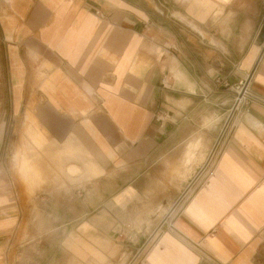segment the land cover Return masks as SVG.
<instances>
[{"label":"crops","instance_id":"0c3cea01","mask_svg":"<svg viewBox=\"0 0 264 264\" xmlns=\"http://www.w3.org/2000/svg\"><path fill=\"white\" fill-rule=\"evenodd\" d=\"M263 31L264 0H0L10 113L46 150L28 183L0 178V264L25 210L63 260L264 264ZM241 81L253 100L212 173L153 237L182 186L171 166L193 138L214 147Z\"/></svg>","mask_w":264,"mask_h":264},{"label":"rangeland","instance_id":"374dc122","mask_svg":"<svg viewBox=\"0 0 264 264\" xmlns=\"http://www.w3.org/2000/svg\"><path fill=\"white\" fill-rule=\"evenodd\" d=\"M226 88L227 87H222V89ZM236 90L238 91L240 89ZM235 94L238 96V93ZM10 97V81L5 62L4 45L0 35V178L10 177L8 181L12 187V178L15 171L21 174L23 179L26 178L27 183L29 182L31 172L33 174L36 172L35 167L31 168L30 162L27 161L30 160L29 156L32 155L36 158L39 152L44 156L46 150L45 146L37 140V136L45 139L41 133L40 135H36L37 132L21 130V126L26 122H31L34 128L37 126L34 120L30 118L23 120L21 116L15 117L11 115ZM217 108L218 107L214 105V114L210 119H203L204 127H215V125L220 122L221 118L216 111ZM231 109L229 115L234 111V106ZM197 137L201 140L203 135L199 132ZM44 142L46 143L47 141ZM190 144H194V146L191 147ZM201 146L203 145L200 144V141L197 138H193L188 147L186 146V149L183 147L182 154L184 158L181 170H179V168H174L173 165L171 166V175H173V178L176 177V180L180 181L182 186L178 192L179 194L175 196L174 199L164 204H158L157 222L162 220V217H165L166 214L169 213L170 209L179 199H183V201L186 202L200 185L201 180L209 169V153L211 150L208 149V151L206 148L207 151H203ZM188 152L195 155V159L192 162L186 160ZM22 197L24 200L26 199L24 201L25 203H29L35 196L26 195ZM23 214L25 216L23 222L21 226H19L17 232H15V230L12 232L11 241L7 247L6 256L8 264H40V262L41 264H45L46 258H49L51 255L53 257L49 261L53 264H62V261H65L64 264H67L66 262H68V264H95L93 259H89L87 263L79 262L77 259H61L64 252L61 250L62 244L58 243V240L61 239V235L57 231L58 229L51 227L46 228L41 225L40 221H38L39 225H36L35 219L30 220L28 210H25ZM31 239H33L32 241L34 242L39 240L40 243H37V246H34L33 249L31 248L24 252V248L27 246L26 242ZM43 255L47 257L45 258ZM116 263L117 262L111 263L108 261V264Z\"/></svg>","mask_w":264,"mask_h":264},{"label":"built area","instance_id":"2783aa9c","mask_svg":"<svg viewBox=\"0 0 264 264\" xmlns=\"http://www.w3.org/2000/svg\"><path fill=\"white\" fill-rule=\"evenodd\" d=\"M238 90V96L237 100L234 105V111L228 116L226 121L224 122L220 137L218 138L217 142L215 143L214 147L210 150L209 153V169L206 172L205 176L200 182V185L203 184V182L209 177V175L212 173V170L214 169V166L217 162V159L233 129L235 118L237 117L242 105H248L250 100H253V96L250 93V90L248 88L247 81H241L239 85L237 86ZM255 99V98H254ZM264 101V100H262ZM199 185V186H200ZM198 186V187H199ZM192 195V194H191ZM186 202L183 201V199H179L173 207L170 209L169 213L166 214L165 217L161 220V222L156 227L154 233L152 234L153 237L158 236L160 233H162L166 229H175L174 225V219L176 216L181 212ZM123 236V235H120Z\"/></svg>","mask_w":264,"mask_h":264},{"label":"bare ground","instance_id":"6f19581e","mask_svg":"<svg viewBox=\"0 0 264 264\" xmlns=\"http://www.w3.org/2000/svg\"><path fill=\"white\" fill-rule=\"evenodd\" d=\"M192 154V153H191ZM188 157V156H187ZM189 159H191V157H189Z\"/></svg>","mask_w":264,"mask_h":264},{"label":"water","instance_id":"95a60500","mask_svg":"<svg viewBox=\"0 0 264 264\" xmlns=\"http://www.w3.org/2000/svg\"><path fill=\"white\" fill-rule=\"evenodd\" d=\"M263 37H264V31H263Z\"/></svg>","mask_w":264,"mask_h":264}]
</instances>
